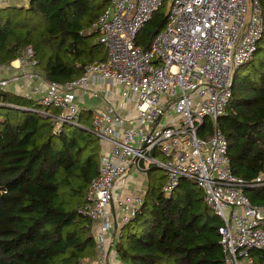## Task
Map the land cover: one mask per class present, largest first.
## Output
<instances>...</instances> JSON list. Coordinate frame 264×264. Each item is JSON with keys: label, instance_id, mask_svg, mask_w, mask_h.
I'll list each match as a JSON object with an SVG mask.
<instances>
[{"label": "built area", "instance_id": "built-area-1", "mask_svg": "<svg viewBox=\"0 0 264 264\" xmlns=\"http://www.w3.org/2000/svg\"><path fill=\"white\" fill-rule=\"evenodd\" d=\"M9 1L0 0V6ZM164 1L108 0L91 25L106 59L88 64L72 82H49L38 71H27L26 66H36L30 48L17 59L20 75L37 80L21 96L40 104L42 114L47 113L43 108H54L55 129L81 122L74 89L103 102L92 111L90 130L107 148L101 150L98 174L80 209L96 225V254L81 264H122L115 247L118 229L135 215L142 198L115 199L114 186L131 167L145 174L151 165L166 173V196L182 179L203 191L221 220L224 264H264V204H252L244 194L246 186H264V172L250 181L236 176L218 127L231 99L232 73L252 59L262 38L259 0H172L164 28L147 47L137 46V35ZM18 79V74L0 78V92ZM117 94L133 108L122 114L114 103ZM207 120L211 133L201 137L198 129ZM129 121L133 124L127 128ZM115 200L117 227L111 214Z\"/></svg>", "mask_w": 264, "mask_h": 264}, {"label": "trees", "instance_id": "trees-1", "mask_svg": "<svg viewBox=\"0 0 264 264\" xmlns=\"http://www.w3.org/2000/svg\"><path fill=\"white\" fill-rule=\"evenodd\" d=\"M259 4L264 16V0ZM162 5L140 30L137 46L146 47L152 31L164 28ZM107 6L108 0L0 6V65L30 48L44 80L78 79L88 64L106 59L91 25ZM231 92L218 127L232 172L250 181L264 172V31L252 59L235 69ZM43 109L46 114L33 100L0 92V264H81L96 254L94 221L80 212L102 150L90 130L92 110H81L79 125L55 129L56 110ZM210 133L206 121L198 135ZM165 181L149 184L135 215L119 226L121 263L224 264L221 220L203 191L182 179L166 196ZM244 194L252 204H264V186H246Z\"/></svg>", "mask_w": 264, "mask_h": 264}, {"label": "crops", "instance_id": "crops-1", "mask_svg": "<svg viewBox=\"0 0 264 264\" xmlns=\"http://www.w3.org/2000/svg\"><path fill=\"white\" fill-rule=\"evenodd\" d=\"M27 1L28 0H10L7 5H25ZM18 66H19V62L17 61V59L12 61L8 65H0V78H10L13 75L18 74L19 79L15 82H10L5 91H9L17 95H22V93H24V91L28 89L29 85L36 83L37 80L34 78L31 79L29 77L20 75L19 73L20 69H18ZM25 69L27 71H38L37 68L34 66L33 67L26 66ZM97 99H98L97 101L92 103L93 104L92 106L89 105L87 106L83 104V99H80V97H76V103L81 110H88L90 108H93L91 109L93 111L95 108H101L103 106L102 99L99 98ZM114 103L122 114H124L125 108L129 107V105H127L118 94L114 96ZM132 124L133 122L129 121L125 123V127L128 128ZM102 148H107V144L104 145ZM154 155L159 159H162L159 153L154 152ZM156 170H161L163 172V177L165 176L166 174L165 171L161 167L156 165H151L145 174L139 173L134 167H131L128 173L126 174V176L116 182L114 186L115 199H123L124 197L131 195L139 196L142 198L149 184H155L160 182V177H157ZM111 210H112L111 214L115 220V224H116L115 226L117 227L118 221L120 219V214L116 200L111 204ZM95 231H96V225L94 224L92 228V234H94ZM119 232L120 229H118V233ZM107 237L108 240L111 239L110 234H108Z\"/></svg>", "mask_w": 264, "mask_h": 264}, {"label": "rangeland", "instance_id": "rangeland-1", "mask_svg": "<svg viewBox=\"0 0 264 264\" xmlns=\"http://www.w3.org/2000/svg\"><path fill=\"white\" fill-rule=\"evenodd\" d=\"M172 0H165L162 7H161V11L164 13V14H167L168 12V9H169V5L171 3ZM96 40H97V36H96ZM74 94L76 97H80V99H83V104L85 105H89V106H92L95 101H97L99 99H101V97H97V98H93L90 93L88 92H84V90L82 89H74L73 90ZM86 102V103H85ZM77 104V103H76ZM94 107V106H93ZM129 107H132L133 108V104L130 103L129 104ZM90 109H93V108H90ZM208 123H210L209 120H207ZM211 124V123H210ZM156 173H157V177H160V182H164L165 178L163 177V172L161 170H156ZM164 178V179H163Z\"/></svg>", "mask_w": 264, "mask_h": 264}, {"label": "water", "instance_id": "water-1", "mask_svg": "<svg viewBox=\"0 0 264 264\" xmlns=\"http://www.w3.org/2000/svg\"><path fill=\"white\" fill-rule=\"evenodd\" d=\"M156 32H157L156 29L153 30L152 33H151V35L153 36ZM147 46H148V42H147V44H146V47H147ZM234 79H235V71L232 73L231 84L233 83Z\"/></svg>", "mask_w": 264, "mask_h": 264}]
</instances>
